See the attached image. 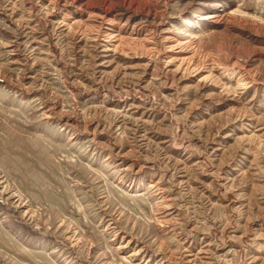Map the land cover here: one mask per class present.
I'll list each match as a JSON object with an SVG mask.
<instances>
[{"label": "rangeland", "instance_id": "374dc122", "mask_svg": "<svg viewBox=\"0 0 264 264\" xmlns=\"http://www.w3.org/2000/svg\"><path fill=\"white\" fill-rule=\"evenodd\" d=\"M0 264H264V0H0Z\"/></svg>", "mask_w": 264, "mask_h": 264}, {"label": "bare ground", "instance_id": "6f19581e", "mask_svg": "<svg viewBox=\"0 0 264 264\" xmlns=\"http://www.w3.org/2000/svg\"><path fill=\"white\" fill-rule=\"evenodd\" d=\"M118 46H119V45H118ZM210 60H212V59H208L207 61H210ZM213 60H216V59H213ZM213 60H212V61H213ZM214 65H215V64H214ZM196 66H197V67H196V68H197L196 71H197V72H200V71H201V68H200L201 65L196 64ZM238 68H239V67H238ZM240 68H242V67H240ZM242 69H243V68H242ZM241 77H242V76H241ZM203 79H204V80H212V76H211V75H206ZM242 79H243V78H242ZM213 81L215 82L214 79H213ZM241 83H242V82H241ZM241 83H240V84H241ZM243 84H244V83H243ZM5 188H6V187H5ZM4 190H5V189H4ZM19 199H20V198H19ZM17 201H18V200H17Z\"/></svg>", "mask_w": 264, "mask_h": 264}]
</instances>
